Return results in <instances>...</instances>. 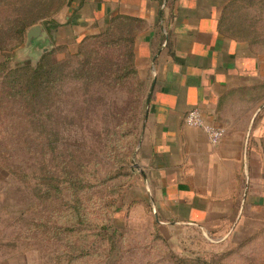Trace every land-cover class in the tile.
<instances>
[{
	"label": "rangeland",
	"instance_id": "1",
	"mask_svg": "<svg viewBox=\"0 0 264 264\" xmlns=\"http://www.w3.org/2000/svg\"><path fill=\"white\" fill-rule=\"evenodd\" d=\"M54 8L51 0H0V64L12 70L48 56L59 68L35 103L7 96L11 79L0 68V264H224L223 253L228 264H261L262 229L231 245L199 229L158 226L135 167L149 85L121 70L133 67L129 25L112 26L102 48L85 45L89 36L45 54L29 52L27 36L16 43L20 29L46 25ZM222 23L260 61L251 95L263 118L250 146L264 162V0H227ZM88 60L96 69L83 72ZM259 190L264 198V179Z\"/></svg>",
	"mask_w": 264,
	"mask_h": 264
},
{
	"label": "crops",
	"instance_id": "2",
	"mask_svg": "<svg viewBox=\"0 0 264 264\" xmlns=\"http://www.w3.org/2000/svg\"><path fill=\"white\" fill-rule=\"evenodd\" d=\"M226 4L227 0H51L55 8L41 26L52 47L98 34L119 16L144 22L134 48L137 71L149 85L136 155L143 198L161 229L195 228L229 238L234 245L258 239V229L264 233L259 190L264 162L250 146L257 142L255 132L263 118L251 94L262 78L258 57L223 31ZM193 108L225 130L218 146L203 130L185 124ZM259 261L264 264V255Z\"/></svg>",
	"mask_w": 264,
	"mask_h": 264
},
{
	"label": "trees",
	"instance_id": "3",
	"mask_svg": "<svg viewBox=\"0 0 264 264\" xmlns=\"http://www.w3.org/2000/svg\"><path fill=\"white\" fill-rule=\"evenodd\" d=\"M119 22L128 24L130 28L129 36L127 37L126 41L127 44L129 45L128 53L133 66L130 68L121 67V70H123L126 76L134 74L136 77L138 71L136 72L137 68L136 66H134L135 65L134 46H135V38L137 33H139L145 28V24L142 20L123 17V16L116 17L110 21L109 24L110 26L108 27L107 31L101 33L98 36L86 37L83 40V43L85 45L94 43V48H102L101 46L104 45L109 46V44L106 41H104V37L109 35L112 30V26L118 24ZM26 30L27 28L25 29L23 27L17 32L19 40L16 43L22 44L25 41ZM1 51H4V49H0V52ZM47 58L48 56H45L36 66L24 65V66L16 67L15 69L12 70L9 69L6 70L5 63L0 64V68L2 67L5 77L7 79H11V81L9 82L11 86L10 87L11 92L7 93V96H11L14 99L19 98L24 101L29 100L35 103L36 100L38 99V96H40V94H46L48 90L53 86L57 76L59 75L58 73L59 68L53 64L46 63ZM89 58H92V55H89ZM88 69L90 70L96 69V67L93 64H90L89 60L85 63V66L83 67V72L84 71L86 72V70ZM217 257H219L218 259L216 258L217 262L228 264L227 263L229 262L227 261L228 255L226 253L220 254Z\"/></svg>",
	"mask_w": 264,
	"mask_h": 264
},
{
	"label": "built area",
	"instance_id": "4",
	"mask_svg": "<svg viewBox=\"0 0 264 264\" xmlns=\"http://www.w3.org/2000/svg\"><path fill=\"white\" fill-rule=\"evenodd\" d=\"M185 124L189 127L203 130L208 135L209 141L213 146H218L225 137V130L207 122L199 108H193L187 113Z\"/></svg>",
	"mask_w": 264,
	"mask_h": 264
},
{
	"label": "water",
	"instance_id": "5",
	"mask_svg": "<svg viewBox=\"0 0 264 264\" xmlns=\"http://www.w3.org/2000/svg\"><path fill=\"white\" fill-rule=\"evenodd\" d=\"M27 42L28 48H35L42 52L47 53L51 49V41L46 30L41 25H35L27 31ZM137 168L138 166L135 165Z\"/></svg>",
	"mask_w": 264,
	"mask_h": 264
}]
</instances>
